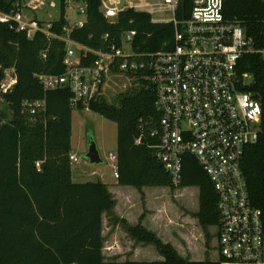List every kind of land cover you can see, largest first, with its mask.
<instances>
[{"label": "trees", "instance_id": "trees-1", "mask_svg": "<svg viewBox=\"0 0 264 264\" xmlns=\"http://www.w3.org/2000/svg\"><path fill=\"white\" fill-rule=\"evenodd\" d=\"M18 0H0L7 12ZM51 20V30L60 34L67 22L65 3ZM86 4V21L70 31L73 40L94 48L119 44L123 32L135 29V52L168 50L174 45L172 23L151 21L148 13L127 9L107 19L100 0ZM178 16H187L188 10ZM226 20H236L257 44L264 42V0H224ZM104 35H107L104 38ZM45 53V57L43 56ZM65 44L56 37L37 32L28 39L0 22V66H15L18 81L0 103V264H234L222 256L217 260H187L170 243L138 224L123 227L138 241L153 243L164 256L157 260H106L102 253V214L111 213L115 200L101 180L75 182L72 179L71 93L67 87L45 91L35 74L64 72ZM240 74L248 73L251 84L244 87L260 102L262 115L258 141L245 150L241 169L249 198L262 211L264 226V57L244 54L238 63ZM138 79L116 95L115 103L104 97L89 110L117 126V182L136 188L172 186L169 175L154 155L156 138L151 131L159 120L154 106L155 89L149 80ZM44 100V107L31 112L27 101ZM25 103V104H24ZM39 162V167L35 165ZM199 189V220L217 227L220 217L213 185L196 159L186 154L180 187Z\"/></svg>", "mask_w": 264, "mask_h": 264}, {"label": "built area", "instance_id": "built-area-1", "mask_svg": "<svg viewBox=\"0 0 264 264\" xmlns=\"http://www.w3.org/2000/svg\"><path fill=\"white\" fill-rule=\"evenodd\" d=\"M46 2L18 0L10 11H0V22L28 39L40 32L64 42V72L35 74L43 89L67 87L70 105L88 110L91 102L105 95L110 73L123 79L124 91L138 79V71L147 72L140 79L153 85L154 106L159 112L151 131L156 138L152 147L172 186L180 187L184 157L191 154L216 193L218 256L234 264H264L262 211L252 204L241 169L246 148L258 141L262 109L252 92L244 89L251 84V75L238 71L244 54L264 57V42L256 44L245 27L224 18V0H100V9L109 20L131 9L150 14L153 22L172 23L174 45L168 50L135 52L131 44L136 30L130 29L121 34L119 44L94 48L70 37V31L86 21L84 1H66L82 18L67 20L60 34L51 30V20L23 12ZM186 10L187 16H178ZM154 14L160 17L155 19ZM17 81L14 65L0 66V103ZM44 103L26 102L32 113ZM69 158L74 162L80 159L76 153H70ZM108 159L117 178L116 153L109 152ZM35 165L39 167V162Z\"/></svg>", "mask_w": 264, "mask_h": 264}, {"label": "rangeland", "instance_id": "rangeland-1", "mask_svg": "<svg viewBox=\"0 0 264 264\" xmlns=\"http://www.w3.org/2000/svg\"><path fill=\"white\" fill-rule=\"evenodd\" d=\"M25 3L27 0H22ZM53 1L54 6L49 2ZM26 15H34L43 20H54L59 17V0H47L46 4L37 7L35 10L23 9ZM160 16L154 14L153 18ZM65 18L72 22L81 19L82 16L75 13L69 5L65 6ZM123 79L110 73L106 79L105 95L103 96L108 103H115L116 95L122 91ZM124 90V89H123ZM116 123L103 117L102 115L82 108H74L71 117V151L79 156V161L71 162L72 178L76 182L100 179L110 187L118 186L117 179L112 172V164L108 159L109 152H115L116 149ZM96 144L99 155L102 159L100 163H91L84 157L87 151L89 141ZM136 189L132 196L133 205L131 206V215L140 218L145 216H158L164 218L167 225L156 223L161 238L156 231H153L163 243H170L177 251V254L187 260H217V226L212 224H202L199 220V189L197 186L174 187V186H143ZM145 194V195H144ZM140 195V198H139ZM153 213V214H152ZM161 216V217H160ZM106 217V216H105ZM107 218V217H106ZM109 223H104L108 226ZM162 226V227H161ZM121 229V228H120ZM107 233V228L105 229ZM122 229V235L131 241L134 239L127 231V236ZM136 242H140L134 239ZM120 253L119 257L128 259L137 257L138 259L157 260L164 256L157 250L155 245L151 248L137 249V253L129 251V242L123 244L117 241Z\"/></svg>", "mask_w": 264, "mask_h": 264}, {"label": "crops", "instance_id": "crops-1", "mask_svg": "<svg viewBox=\"0 0 264 264\" xmlns=\"http://www.w3.org/2000/svg\"><path fill=\"white\" fill-rule=\"evenodd\" d=\"M116 151V149H115ZM71 153H75L74 151H71ZM79 161V159L77 160ZM75 161V162H77ZM73 162V161H72ZM116 178V177H115ZM73 179V178H72ZM117 179V178H116ZM100 180V179H97ZM87 181H95V180H87ZM102 181V180H101ZM76 182V181H75ZM86 182V181H83ZM105 183L104 181H102ZM108 190L111 192L115 204L113 208L111 209V213L103 212L102 214V236L104 239L103 242V247H102V253L104 255V258L106 260H118V261H124L125 259L119 257V253L121 252L120 249L118 248L119 245L117 244V241L120 240L123 244L128 243L130 244L129 246V251L132 253H137V249H145V248H151V245L154 246L153 243H146L144 241L136 242L134 239H131L127 241L125 238V235H122V229H125L122 225L121 221H125L130 226H135V225H142L144 228L150 230V231H156L158 236L161 238L162 236L160 235V232H157L158 228L153 227L151 224L153 221L156 223H160L167 225V221H165L164 218L159 219L157 216L156 219L153 216H145L143 219L140 218V214L138 213L137 216L131 215V206L133 205V199L132 196L135 194L136 189H131L130 185H122L118 184V186H112L110 187L107 183H105ZM133 187V186H132ZM183 188V187H182ZM134 193V194H133ZM145 195V194H144ZM140 198V195H139ZM153 214V213H152ZM107 218H106V217ZM161 217V216H160ZM109 223V225L106 227L104 226V223L106 224ZM162 227V226H161ZM107 228V233L106 229ZM121 228V229H120ZM125 234L127 235V230H124ZM128 236V235H127ZM129 237V236H128ZM129 260H145V259H138L137 257H130L128 258Z\"/></svg>", "mask_w": 264, "mask_h": 264}, {"label": "water", "instance_id": "water-1", "mask_svg": "<svg viewBox=\"0 0 264 264\" xmlns=\"http://www.w3.org/2000/svg\"><path fill=\"white\" fill-rule=\"evenodd\" d=\"M84 157L91 163H100L102 161L94 141H89V145L86 153L84 154Z\"/></svg>", "mask_w": 264, "mask_h": 264}]
</instances>
